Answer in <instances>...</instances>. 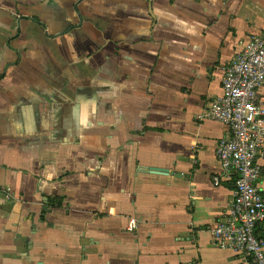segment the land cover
<instances>
[{
  "label": "crops",
  "instance_id": "0c3cea01",
  "mask_svg": "<svg viewBox=\"0 0 264 264\" xmlns=\"http://www.w3.org/2000/svg\"><path fill=\"white\" fill-rule=\"evenodd\" d=\"M253 36L264 0H0V264H241L199 117Z\"/></svg>",
  "mask_w": 264,
  "mask_h": 264
},
{
  "label": "built area",
  "instance_id": "2783aa9c",
  "mask_svg": "<svg viewBox=\"0 0 264 264\" xmlns=\"http://www.w3.org/2000/svg\"><path fill=\"white\" fill-rule=\"evenodd\" d=\"M222 95L212 101L200 120L216 121L229 129V136L217 145L222 176L234 182L232 201L212 228L214 244L231 251L241 264H264V241L256 235L264 222V36H253L241 53L222 67ZM12 200L13 190H4ZM135 224V220H131Z\"/></svg>",
  "mask_w": 264,
  "mask_h": 264
},
{
  "label": "water",
  "instance_id": "95a60500",
  "mask_svg": "<svg viewBox=\"0 0 264 264\" xmlns=\"http://www.w3.org/2000/svg\"><path fill=\"white\" fill-rule=\"evenodd\" d=\"M45 200H47L46 201V204H48V198H45ZM51 203H52V201H51ZM43 211H44V213H46L47 211H49L48 210V208L47 207H43ZM26 235H24V234H20L19 235V237H25ZM25 239V245H26V250H25V252L26 253H28L29 252V249L31 248V247H33V241L31 240V238L30 237H25L24 238ZM16 241V240H15ZM39 264H43L42 262H40Z\"/></svg>",
  "mask_w": 264,
  "mask_h": 264
},
{
  "label": "trees",
  "instance_id": "16d2710c",
  "mask_svg": "<svg viewBox=\"0 0 264 264\" xmlns=\"http://www.w3.org/2000/svg\"><path fill=\"white\" fill-rule=\"evenodd\" d=\"M61 202H62V200L57 197V198H55V199L52 200V203L51 204H53V205H60Z\"/></svg>",
  "mask_w": 264,
  "mask_h": 264
}]
</instances>
